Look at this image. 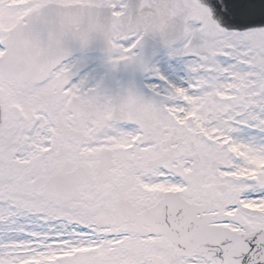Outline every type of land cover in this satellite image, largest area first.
Segmentation results:
<instances>
[{"label":"snow or ice","instance_id":"6c2138e0","mask_svg":"<svg viewBox=\"0 0 264 264\" xmlns=\"http://www.w3.org/2000/svg\"><path fill=\"white\" fill-rule=\"evenodd\" d=\"M0 264H264V0H0Z\"/></svg>","mask_w":264,"mask_h":264}]
</instances>
